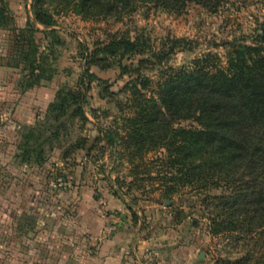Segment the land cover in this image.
Instances as JSON below:
<instances>
[{"label": "trees", "instance_id": "16d2710c", "mask_svg": "<svg viewBox=\"0 0 264 264\" xmlns=\"http://www.w3.org/2000/svg\"><path fill=\"white\" fill-rule=\"evenodd\" d=\"M133 1L181 15L189 4L214 14L225 0ZM60 2L66 6L72 2V11L85 20L122 12L132 0ZM56 3L57 0H31L32 21L17 31L14 52L20 64L22 89L49 83L55 76L51 59L60 42L51 8ZM6 17L1 5L0 26L9 20ZM37 33L46 41L42 50L36 42ZM179 43H172L167 57ZM223 45L227 47L224 66L215 55L207 53L186 66L168 67L150 96L142 93L147 88L145 80H131L124 87L129 95L125 101L127 111L122 112L125 136L117 140V132L108 128L101 130L102 140L115 156L119 142L130 158L132 181L124 188L123 182L115 180L114 192L127 196L131 205L136 199L129 195L130 186L155 179L163 188L166 202H170L172 194L186 189L193 197L202 196L205 208L211 209V235L237 231L264 234V25L249 45L240 41ZM147 50L138 38L123 37L100 51L87 54L84 49V70L76 85L60 86L42 118L23 130L17 158L40 166L54 149L60 152L61 159L73 163L83 153L88 156L83 138L66 146L61 143L74 127L80 129L89 122L84 106L91 83H104L89 72L90 67L102 68L101 63L112 57V65L122 77L128 74L123 62ZM100 54L103 58H98ZM182 123L189 125L181 126ZM148 154H153L149 161L153 168H146V164L145 168H138L144 166ZM57 174L66 180L65 173ZM211 191L218 194L211 195ZM132 219L137 220L135 214Z\"/></svg>", "mask_w": 264, "mask_h": 264}, {"label": "rangeland", "instance_id": "374dc122", "mask_svg": "<svg viewBox=\"0 0 264 264\" xmlns=\"http://www.w3.org/2000/svg\"><path fill=\"white\" fill-rule=\"evenodd\" d=\"M63 4L57 0L55 8H51L60 42L54 48V59H51L55 68L52 83L55 90L64 84L69 87L76 85L84 70V49L87 54L100 51L122 37L131 40L138 38L140 44L148 47L143 55L131 56L123 62L128 74L122 77L112 65L115 60L112 57L101 63L102 68L90 67L89 72L104 83H91L84 106L89 122L80 129L74 127L61 143V146H66L77 138H83L85 152L90 154L84 157L83 153L82 158L76 157L75 163L67 161L65 164L74 167L82 163L86 169V179L107 182L104 180L108 175L113 182H123L124 188L132 181L133 165L119 142L117 155L112 154L106 141L102 140L101 132L112 128L118 134L117 140L125 136V115L122 112L127 111L125 101L129 95L124 87L138 77L140 81L147 82V88L142 93L150 96L156 92L157 84L162 82V72L166 68L186 66L194 58L207 53L215 55L224 66L227 47L223 44L240 41L249 45L264 25V0H225L214 14L189 4L181 15L154 10L149 5L132 0L122 12L85 20L72 11V2L69 6ZM175 40L181 43L167 57L168 49ZM39 41L42 50V36ZM103 56L100 54L98 58ZM57 154L58 151L53 152L51 162L57 160ZM152 157L153 154H148L144 166L139 165L138 168H145V164L146 168H153L149 164ZM66 169L52 168V177L57 172L65 173ZM65 181L70 184L68 178ZM20 189L15 186L8 195L17 194L21 192ZM128 192L136 199L132 206L139 218L145 221L146 228L156 226L166 230L179 224V247L193 248L192 264H264V234L261 231L251 234L237 231L211 235L208 229L211 209L205 208L202 196L193 197L186 189L172 194L170 202L165 205L163 188L155 179L153 182L132 185ZM210 194L218 193L211 191ZM200 252L204 257L198 261L197 253Z\"/></svg>", "mask_w": 264, "mask_h": 264}, {"label": "crops", "instance_id": "0c3cea01", "mask_svg": "<svg viewBox=\"0 0 264 264\" xmlns=\"http://www.w3.org/2000/svg\"><path fill=\"white\" fill-rule=\"evenodd\" d=\"M1 5L9 20L0 26V264H192L193 248L179 247V224L146 228L108 175L107 182L86 179L83 164H65L59 151L51 162L55 149L40 166L17 158L23 130L42 118L56 90L54 77L29 89L19 85L14 44L17 31L32 21L31 0H0ZM40 37L35 36L39 48ZM52 168H67L68 187H51ZM15 186L21 192L9 196ZM109 220L114 227L105 237Z\"/></svg>", "mask_w": 264, "mask_h": 264}, {"label": "built area", "instance_id": "2783aa9c", "mask_svg": "<svg viewBox=\"0 0 264 264\" xmlns=\"http://www.w3.org/2000/svg\"><path fill=\"white\" fill-rule=\"evenodd\" d=\"M50 185L52 188L58 190L69 186V184L64 180V178L56 173L53 175ZM113 227L114 221L109 220V223L105 226V229L103 231V236H109L113 231Z\"/></svg>", "mask_w": 264, "mask_h": 264}, {"label": "water", "instance_id": "95a60500", "mask_svg": "<svg viewBox=\"0 0 264 264\" xmlns=\"http://www.w3.org/2000/svg\"><path fill=\"white\" fill-rule=\"evenodd\" d=\"M167 204V202H165V205ZM204 257V254L202 253V252H200L199 254H198V260H201L202 258Z\"/></svg>", "mask_w": 264, "mask_h": 264}]
</instances>
